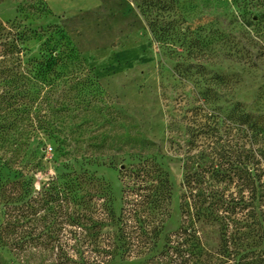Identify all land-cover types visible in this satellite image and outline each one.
Here are the masks:
<instances>
[{"label": "rangeland", "instance_id": "obj_1", "mask_svg": "<svg viewBox=\"0 0 264 264\" xmlns=\"http://www.w3.org/2000/svg\"><path fill=\"white\" fill-rule=\"evenodd\" d=\"M159 1L147 15L146 0H124L128 34L105 48L117 18L97 25L94 15L59 18L45 0H0V227L5 204L22 208L75 173L110 185L120 216L133 174L154 162L173 189L159 253L181 226L189 156L211 161L209 130L227 151L248 143L238 122L228 127L235 110L264 120V0ZM134 51L125 65L120 55ZM252 142L264 152V135ZM253 205L249 223L264 222L260 198ZM257 231L243 246L255 256L224 264H264ZM0 256L17 264L1 246Z\"/></svg>", "mask_w": 264, "mask_h": 264}, {"label": "trees", "instance_id": "obj_2", "mask_svg": "<svg viewBox=\"0 0 264 264\" xmlns=\"http://www.w3.org/2000/svg\"><path fill=\"white\" fill-rule=\"evenodd\" d=\"M146 4L147 15L162 5L159 0H146ZM230 122L231 133L237 130L235 122L240 124L237 132L245 134L249 145L264 135V120L244 111L235 110ZM218 130H209L215 142L204 156L210 163L195 164V155L186 162L181 226L166 239L161 252L157 253L172 218L173 189L168 174L154 162H147L131 177L134 185L123 193L120 216L114 210L111 186L88 173L55 179L42 196L22 208L5 204L0 246L17 264H113L118 259L123 263L147 259L142 264H224L254 257L246 255L243 246L251 240L246 231L258 229L264 241V222L248 220L258 198L264 215V152L248 150L247 144L240 151L237 146L227 151L220 147ZM207 229L213 230L208 237ZM0 264H7L1 256Z\"/></svg>", "mask_w": 264, "mask_h": 264}, {"label": "crops", "instance_id": "obj_3", "mask_svg": "<svg viewBox=\"0 0 264 264\" xmlns=\"http://www.w3.org/2000/svg\"><path fill=\"white\" fill-rule=\"evenodd\" d=\"M45 2L52 12L59 18L94 15V17H100V20L98 19L95 21V24L97 23V25H107L110 21L115 22V19L117 18V20H119L118 24H113L114 27L111 29L106 28V33L110 31L108 34H105V37L108 38L106 39V42L110 43H103L102 40L101 43L104 44L103 46L105 48L110 46L114 48L117 40H119L122 35L128 34L129 24L127 23V20L129 19L132 10L124 0H45ZM108 17L110 20H108ZM140 27V29L132 34H141L143 31L141 24ZM137 55H139V51L122 53L120 57L123 61L127 62L125 64L127 65L132 63L134 60L133 57H138Z\"/></svg>", "mask_w": 264, "mask_h": 264}]
</instances>
